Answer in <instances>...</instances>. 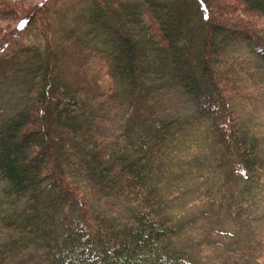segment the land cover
Returning a JSON list of instances; mask_svg holds the SVG:
<instances>
[{
    "label": "trees",
    "instance_id": "obj_1",
    "mask_svg": "<svg viewBox=\"0 0 264 264\" xmlns=\"http://www.w3.org/2000/svg\"><path fill=\"white\" fill-rule=\"evenodd\" d=\"M44 2L19 15L0 2L15 21L14 39H0V87L22 81L18 104L0 100V264H188L168 209L196 176L191 134L203 129L242 196L264 169L241 115L264 80V24L249 16L264 18V0ZM174 94L185 114L170 109ZM239 193L218 199L234 221ZM236 251L228 264H258Z\"/></svg>",
    "mask_w": 264,
    "mask_h": 264
},
{
    "label": "rangeland",
    "instance_id": "obj_2",
    "mask_svg": "<svg viewBox=\"0 0 264 264\" xmlns=\"http://www.w3.org/2000/svg\"><path fill=\"white\" fill-rule=\"evenodd\" d=\"M45 1V2H44ZM71 0H0L13 7L12 10L19 14H24L30 10L36 9L42 2L49 8L57 9L59 12H65L68 9ZM234 15L241 21L245 18L242 15L246 13L234 12ZM252 24H264V18L253 17ZM14 18L0 19V39L3 37L14 39ZM75 55V52H71ZM70 55L67 58V67L69 68L68 78L79 66V60ZM74 56V57H73ZM75 59V60H74ZM71 76V77H70ZM260 81L259 87L256 84H250L248 87L249 99H244L241 102V115L243 122L248 131L255 135L260 142L261 153L264 156V81L262 78H257ZM22 81H16L15 86L8 89V84H3L4 89L0 87V100L5 106H14L18 104L20 94H17L16 100L12 99L16 89ZM15 89V90H14ZM15 92H12V91ZM170 109L172 111H179L185 114L187 109V102L183 97H178L176 94L170 96ZM18 106V105H17ZM193 140L189 141L188 145V159L187 165H195L197 170L196 176L192 177L191 190H186L187 194L180 197L178 202H173L172 209L168 212L174 221H183L184 229L188 235L187 245L189 250L188 264H228V250L233 244L236 245V253L242 252L249 255L258 256V264H264V169L257 172L256 180L250 182L247 186L246 192H236L245 187L246 182L242 185H236L233 174L228 170V178L225 172L216 170V161H218V154L211 142L204 139L203 129L198 128V131L192 133ZM235 189V191H234ZM239 193L234 200L244 199L243 212L238 215L237 220H231L233 215L228 213L229 202L223 201V207L220 205L219 196L230 198V194ZM210 202V203H208ZM213 204L214 209L209 214H202L204 206ZM179 204L176 209L175 205ZM228 208V211L227 209ZM217 209H222L219 211ZM218 211V212H217ZM238 232L239 236L235 233ZM232 256H235V254ZM230 257V256H229ZM233 262V257L232 260Z\"/></svg>",
    "mask_w": 264,
    "mask_h": 264
},
{
    "label": "snow or ice",
    "instance_id": "obj_3",
    "mask_svg": "<svg viewBox=\"0 0 264 264\" xmlns=\"http://www.w3.org/2000/svg\"><path fill=\"white\" fill-rule=\"evenodd\" d=\"M24 25L23 24H21V27H23Z\"/></svg>",
    "mask_w": 264,
    "mask_h": 264
}]
</instances>
